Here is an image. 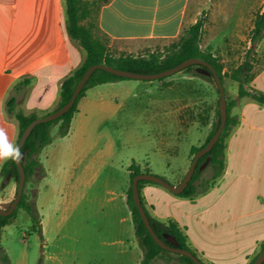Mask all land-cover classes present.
Here are the masks:
<instances>
[{
    "label": "rangeland",
    "instance_id": "rangeland-1",
    "mask_svg": "<svg viewBox=\"0 0 264 264\" xmlns=\"http://www.w3.org/2000/svg\"><path fill=\"white\" fill-rule=\"evenodd\" d=\"M250 1L195 0L190 12L195 18L204 21L201 38L203 46L212 40L211 45L219 52L221 40L218 39L215 29L209 32V28L213 22L216 25L228 16L237 20L247 12ZM257 4V9L251 15L245 16L244 23L247 26L248 19L255 11L264 9L262 0H258ZM58 18L60 23L64 21L67 41L74 45L79 44L68 32L65 0H51L49 25L52 31L43 42L51 51L56 46V35L60 42L64 41L62 30L59 33L54 31L59 22ZM94 19L91 17L86 23ZM94 29L98 36L105 39L96 27ZM244 31L247 39L242 40L243 47L250 37V31ZM20 42L17 45L15 38L4 41L5 45L10 43L11 56L17 48L20 49L19 53L26 50V41ZM174 42L172 39H110L109 45L116 55H151L164 54ZM258 47H261V42ZM235 64L237 61L225 62L227 68H224L223 83L227 101L236 100L238 103L239 83L233 76ZM25 77L19 78L14 73L0 83V119L8 117L7 100L12 94L18 96L17 109H23L30 97L37 98L38 109L34 110L36 114H41H37L38 116L46 115L58 107L60 92L56 93L51 85H32L28 90L16 92V84ZM249 80L250 77L246 82ZM220 98L221 93L215 77L198 66L150 80L129 77L99 84L89 90L88 97L82 103L83 108L75 114L67 135H61V122L53 125V141L39 153L42 167L37 168L35 174L25 183L26 199L34 203L38 210L43 233L34 230L30 214L20 208L11 223L0 227V264H40L43 255L45 259H58L62 250L64 253L61 256L68 257L65 264L125 262L122 259H111L114 249L106 243V240L116 236L117 223L109 199L114 197L119 202V207L126 213L129 226L133 230L134 222L128 204L130 165L135 162L143 171L148 170L174 185L179 184L192 163V148L204 144L219 121L217 109ZM236 110V107L233 108L232 114ZM11 116L12 135L14 122L17 121L18 125V135L13 145L15 147L20 126L16 117L13 114ZM5 134L9 142V131ZM6 160L0 159V169ZM201 167L202 174L198 182L206 185L205 181L212 177L213 168L209 160L204 161ZM149 183L173 193L156 182L144 183L143 188ZM18 186L19 181L12 175L0 176L1 207L11 206ZM143 188L142 196L145 201V197L150 194L143 191ZM145 206L149 208L148 204ZM215 219L216 212L208 219L207 224L197 220L193 223L192 236L200 247L204 250L206 248V251L209 249L214 254L211 257L199 247L194 248L198 257L207 264H249L262 249L264 242L254 250L251 246L257 238L264 237V230L245 225L240 233L213 231L209 225ZM235 236L239 240H234ZM168 239L173 240L169 235ZM142 248L139 242L137 251L141 252ZM249 251V259L242 262L240 259H243V253ZM104 254L106 259H98ZM238 254L240 258L233 259V255ZM134 259H139L135 253ZM156 264L190 263L183 260L178 253L163 251Z\"/></svg>",
    "mask_w": 264,
    "mask_h": 264
},
{
    "label": "crops",
    "instance_id": "crops-1",
    "mask_svg": "<svg viewBox=\"0 0 264 264\" xmlns=\"http://www.w3.org/2000/svg\"><path fill=\"white\" fill-rule=\"evenodd\" d=\"M50 1L0 0V83L17 73L19 78L28 76L31 79L23 91L28 90L32 85L35 87H50L51 85L56 93H59L65 78L84 62L86 53L83 47L67 41L63 19L60 23L58 18L59 22L57 27H54V31L59 33L61 29L64 41L60 42L59 36L56 35L57 42L52 51L44 46V40L49 38V33L52 31L49 25ZM194 1L111 0L101 7L98 22L101 30L112 40H175L198 20L190 12ZM257 1L251 0L247 12L237 20L230 19L228 16L224 21H218L216 25L213 22L208 30L210 32L215 29L218 33V39L222 44L219 52L211 45L213 38H209L211 41L205 47L202 43L201 45L205 49L212 47V52L220 57L225 69L227 68L225 62L230 61H237L234 67L237 69L252 48L251 69L248 72L250 80L244 82L245 89L264 92V34L254 45L251 39L255 18L259 12L255 11L248 19V26L244 23L245 16L251 15L252 11L257 9ZM262 2L264 3V0ZM262 11L264 9L260 12ZM246 29L250 31V37L243 47L242 40L247 39L244 31ZM9 37L15 38L17 45L20 41H26V50L19 53L20 49L17 48L11 56L10 43L4 44L6 39H10ZM260 42L261 47H258ZM254 56L257 57L254 58ZM92 88L88 89L85 96L81 98L77 112L82 110V103ZM16 97L18 100L17 95ZM37 101L38 99L33 96L26 101L23 106L26 114L36 112L34 109H38ZM235 107L237 110L233 115L237 122L226 141L225 170L209 190L193 197H181L173 191L169 193L152 183L143 188V191L150 194L145 197L147 200L144 201L149 205L147 208L149 213L163 222L176 221L187 235L190 245L193 248L199 247L211 257H214L213 252L209 249L207 252L206 248L204 250L200 247L192 236L194 221L207 224L208 219L216 212L217 219L209 225L213 231L240 233L245 225L264 230V104L246 95L240 97ZM0 120V128L5 132L9 131V138L11 137L9 143L14 145L18 135L17 121L14 122L12 135L11 114L8 112V117L5 119L2 117ZM109 201L112 205V213L117 217L116 236L106 240V243L114 249L111 259L125 261L121 264H141L144 250L142 248L141 252L137 251L140 241L135 227L132 230L129 226L128 217L119 207V202L115 201L114 197ZM233 239L239 240V237L235 236ZM263 242L264 237L257 238L251 246L252 249L261 246ZM80 246L82 247L81 243ZM251 251L243 253V259L240 260L244 262L245 259H249ZM62 253H64L63 250L59 253L58 259H45L43 255L42 264H65L68 257L67 255L61 256ZM134 253L139 259H134ZM239 258V254L233 255V259ZM98 259H106L105 254Z\"/></svg>",
    "mask_w": 264,
    "mask_h": 264
},
{
    "label": "trees",
    "instance_id": "trees-1",
    "mask_svg": "<svg viewBox=\"0 0 264 264\" xmlns=\"http://www.w3.org/2000/svg\"><path fill=\"white\" fill-rule=\"evenodd\" d=\"M109 1L111 0H65L68 32L70 36L84 48V50L86 51V58L82 65L76 68L63 81L60 91V100L57 108L64 106L71 99L76 85L78 84L84 73L87 71V69L90 66L99 63L110 64L114 67L134 72L156 73L174 67L188 58L199 57L213 64L218 73L220 74L222 80L224 79V64L221 61L220 57L212 52V47H208L205 49L201 45V38L204 26V21L202 19H198L194 24H192L188 29H186L178 39H175V42L173 43L172 47L169 48L164 54H114L111 51L109 45V40L111 38L101 30L98 22V15L101 7ZM91 17H94L95 19L91 20L89 23H86V20L90 19ZM95 27L99 32H101L105 36V39L98 36L97 32L94 29ZM251 34L252 43L254 45L264 34V11L259 12L257 14L255 18V25ZM252 50L253 49L251 48L248 51L244 62L237 69L234 70L233 76L240 83V97L249 95L258 102L264 104V92L248 91L245 89L244 85V82L248 80V72L251 69L250 55L252 53ZM195 66L201 67L211 73L209 68L203 64L189 65L183 70H191ZM125 78L129 77L120 76L102 68L96 69L87 81L85 87L80 92L75 104L68 112H66L64 115L57 119L41 122L34 127L33 131L31 132L30 136L28 137L24 146L21 149V159L23 161L27 175L26 182H28L32 175L35 174L37 168L42 167V163L39 159V153L46 145L50 144L53 141V125H56L57 123L61 122V135H67L70 131L71 122L76 112L79 110V102L81 98L85 96L88 89L99 84L113 82ZM30 80V77H25L24 79H22L16 84L15 91L21 92L22 90H24L26 85L29 84ZM235 105L236 100L228 102V120L222 135L220 136L216 144L213 146V148L200 158L192 179L190 180L187 187L182 192L177 194L178 196L193 197L201 192H204L208 190V188L220 175L223 174L225 170V149L227 145L226 141L230 135L233 126L237 122L236 117L232 114V109ZM7 109L8 112L10 114H13L19 122L20 133L16 142L17 146L26 127L39 116L36 113L26 114L25 111L21 108L17 109L16 95H12L8 99ZM217 114L219 116V121L210 131L207 140L201 146L192 148V154L194 156L200 148L204 147L208 143V141L212 138V136L215 134L218 127L220 126L222 118L220 108L217 109ZM206 160L210 161L211 166L213 168V174L210 180L205 181L206 185H204L202 182H198V180L200 179L202 174V163ZM129 169L130 186L128 189V203L132 212L136 235L138 236L139 241L144 250V256L141 264H155L157 258L162 254V252L169 250L161 247L154 239L151 232L148 230L145 222L142 219L140 210L135 202L133 195L134 177L139 173H148L149 171H143L142 167L135 162L130 165ZM9 174L19 181L20 173L16 164V160L11 158L7 159L0 169V176H5ZM147 182L154 181L141 179L138 183L144 206L145 203L144 198L142 196V188L143 184ZM20 208H24L30 214L33 221L34 230L38 231L39 233H42L43 230L40 214L37 208L35 207L34 203H31L26 199L25 193H23L22 199L18 207L12 214H0V227L2 228L7 224L11 223L17 217ZM145 209L148 213L152 225L154 226L156 232L159 234L160 237H162L170 245H177L179 247L189 249L195 255L198 256L196 250L188 242L187 235L184 233V231L181 229V227L176 221H160L154 218L149 213L146 206ZM168 235L171 236L173 240L168 239ZM263 249L264 243L262 245L261 251ZM259 253L251 260L249 264L254 263ZM179 255L183 260L189 262L190 264H196L190 257L183 254ZM42 259L40 261V264H42ZM262 264H264V262Z\"/></svg>",
    "mask_w": 264,
    "mask_h": 264
},
{
    "label": "water",
    "instance_id": "water-1",
    "mask_svg": "<svg viewBox=\"0 0 264 264\" xmlns=\"http://www.w3.org/2000/svg\"><path fill=\"white\" fill-rule=\"evenodd\" d=\"M193 64H203V65L207 66L217 81V84H218V87H219L220 93H221L219 108L221 111L222 118H221L220 126L218 127L217 131L212 136V138L208 141V143L196 152L194 159L190 165V168L188 169L187 173L185 174L184 178L182 179V181L179 184L174 185V184L170 183L168 180H166V179H164L158 175H155L153 173H149V172L148 173L147 172L139 173L133 179V195H134L135 202H136V204L140 210L143 221L145 222L148 230L153 235L154 239L157 241V243L161 247H163L164 249H167L169 251H173L175 253L186 255V256L190 257L196 264H206L197 255H195L191 250L179 247L177 245H170L167 241H165L162 237L159 236V234L156 232L154 226L151 223V220L148 216V213L145 209V206L143 205L138 183H139V180L146 179V180L154 181L158 184H161L176 194L182 192L187 187L190 180L192 179V177L196 171V168H197V165L199 163L200 158L205 153H207L208 151H210L213 148V146L216 144V142L219 140L220 136L222 135L223 130H224L226 123H227V120H228V101H227V97H226L225 86H224L223 80H222L220 74L218 73V71L216 70L215 66L213 64H211L209 61L204 60V59L199 58V57H191V58L186 59L185 61L181 62L180 64H178L174 67H171L169 69H166V70H163L160 72H156V73L134 72V71L126 70V69L117 68V67H114L110 64H104V63L94 64L87 69V71L84 73V75L82 76V78L80 79L78 84L76 85L71 99L64 106L56 108L52 112H50L46 115H43V116H39L36 119H34L24 130V132H23V134H22V136L18 142V145L16 147L19 148L20 153H21L22 147L24 146L26 140L28 139V137L30 136L31 132L33 131L34 127L37 124H39L41 122H46V121H51V120L57 119V118L61 117L62 115H64L66 112H68L73 107V105L75 104L76 99L78 98L82 89L85 87L87 81L89 80V78L91 77L93 72L98 68L105 69L111 73H114V74H117L120 76H124V77L150 80V79H156V78H162L165 76H169V75L174 74L176 72L182 71L187 66L193 65ZM16 164L18 166L19 173H20L18 191H17L16 197L13 200L10 207L4 208V207L0 206V214L1 215L12 214L16 210V208L18 207V205L22 199L23 193H24V187H25L27 175H26V170H25L23 161L21 159V155H20V158L18 160H16ZM263 262H264V249L259 253V255L255 259L253 264H262Z\"/></svg>",
    "mask_w": 264,
    "mask_h": 264
},
{
    "label": "clouds",
    "instance_id": "clouds-1",
    "mask_svg": "<svg viewBox=\"0 0 264 264\" xmlns=\"http://www.w3.org/2000/svg\"><path fill=\"white\" fill-rule=\"evenodd\" d=\"M20 150L18 147H14L7 141L6 134L3 129H0V159H14L20 158Z\"/></svg>",
    "mask_w": 264,
    "mask_h": 264
}]
</instances>
